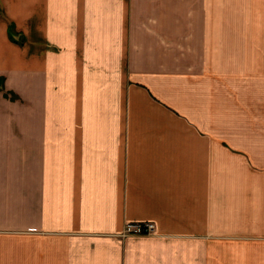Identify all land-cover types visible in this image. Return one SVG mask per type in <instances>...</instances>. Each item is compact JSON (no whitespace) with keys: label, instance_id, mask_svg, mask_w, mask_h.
Listing matches in <instances>:
<instances>
[{"label":"crops","instance_id":"obj_1","mask_svg":"<svg viewBox=\"0 0 264 264\" xmlns=\"http://www.w3.org/2000/svg\"><path fill=\"white\" fill-rule=\"evenodd\" d=\"M0 119V264H264V0H0Z\"/></svg>","mask_w":264,"mask_h":264},{"label":"rangeland","instance_id":"obj_2","mask_svg":"<svg viewBox=\"0 0 264 264\" xmlns=\"http://www.w3.org/2000/svg\"><path fill=\"white\" fill-rule=\"evenodd\" d=\"M185 19V16L180 15V21ZM17 32L13 28H9L8 35L10 39L14 42H17L19 45V71L20 73L26 72V61H27V42H26V28L18 29ZM19 125L21 131H26V122L27 119H14ZM12 119H0V131H11ZM13 130V129H12Z\"/></svg>","mask_w":264,"mask_h":264},{"label":"built area","instance_id":"obj_3","mask_svg":"<svg viewBox=\"0 0 264 264\" xmlns=\"http://www.w3.org/2000/svg\"><path fill=\"white\" fill-rule=\"evenodd\" d=\"M154 230L153 223H132L125 225L124 233L150 234Z\"/></svg>","mask_w":264,"mask_h":264}]
</instances>
